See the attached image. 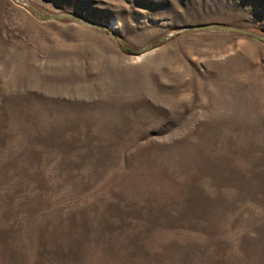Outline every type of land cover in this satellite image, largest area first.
I'll return each instance as SVG.
<instances>
[{"label":"rangeland","instance_id":"1","mask_svg":"<svg viewBox=\"0 0 264 264\" xmlns=\"http://www.w3.org/2000/svg\"><path fill=\"white\" fill-rule=\"evenodd\" d=\"M0 264H264V0H0Z\"/></svg>","mask_w":264,"mask_h":264},{"label":"trees","instance_id":"2","mask_svg":"<svg viewBox=\"0 0 264 264\" xmlns=\"http://www.w3.org/2000/svg\"><path fill=\"white\" fill-rule=\"evenodd\" d=\"M97 26L100 27V28H102V29H104V30L109 31L113 35V37H114V33H112L111 30L108 27H105V26H102V25H97Z\"/></svg>","mask_w":264,"mask_h":264},{"label":"water","instance_id":"3","mask_svg":"<svg viewBox=\"0 0 264 264\" xmlns=\"http://www.w3.org/2000/svg\"><path fill=\"white\" fill-rule=\"evenodd\" d=\"M237 30H240V31H243V32H247V31H245V30H241V29H237ZM111 32L113 33V30H111Z\"/></svg>","mask_w":264,"mask_h":264}]
</instances>
